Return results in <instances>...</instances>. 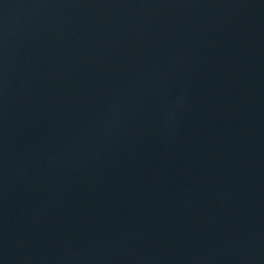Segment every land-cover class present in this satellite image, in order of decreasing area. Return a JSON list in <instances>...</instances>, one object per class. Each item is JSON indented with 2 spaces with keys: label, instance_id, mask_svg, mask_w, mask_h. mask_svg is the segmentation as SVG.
Listing matches in <instances>:
<instances>
[{
  "label": "water",
  "instance_id": "1",
  "mask_svg": "<svg viewBox=\"0 0 264 264\" xmlns=\"http://www.w3.org/2000/svg\"><path fill=\"white\" fill-rule=\"evenodd\" d=\"M149 264H264V0H39Z\"/></svg>",
  "mask_w": 264,
  "mask_h": 264
}]
</instances>
